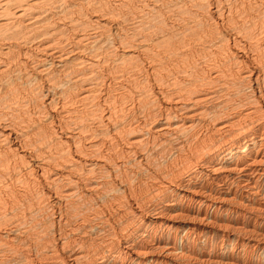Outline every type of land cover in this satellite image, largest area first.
<instances>
[{"label": "bare ground", "instance_id": "6f19581e", "mask_svg": "<svg viewBox=\"0 0 264 264\" xmlns=\"http://www.w3.org/2000/svg\"><path fill=\"white\" fill-rule=\"evenodd\" d=\"M0 264H264V0H0Z\"/></svg>", "mask_w": 264, "mask_h": 264}]
</instances>
